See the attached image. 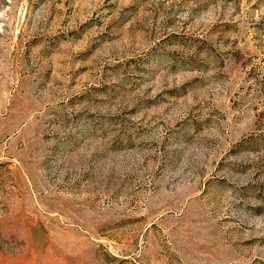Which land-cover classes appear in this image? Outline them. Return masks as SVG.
I'll list each match as a JSON object with an SVG mask.
<instances>
[{
  "label": "rangeland",
  "instance_id": "obj_1",
  "mask_svg": "<svg viewBox=\"0 0 264 264\" xmlns=\"http://www.w3.org/2000/svg\"><path fill=\"white\" fill-rule=\"evenodd\" d=\"M0 264H264V0H0Z\"/></svg>",
  "mask_w": 264,
  "mask_h": 264
}]
</instances>
